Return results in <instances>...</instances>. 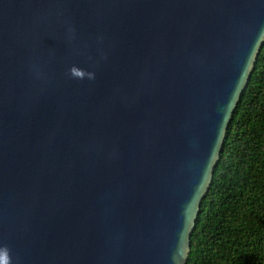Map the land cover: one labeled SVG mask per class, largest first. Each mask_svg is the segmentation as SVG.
I'll use <instances>...</instances> for the list:
<instances>
[{"label": "water", "instance_id": "1", "mask_svg": "<svg viewBox=\"0 0 264 264\" xmlns=\"http://www.w3.org/2000/svg\"><path fill=\"white\" fill-rule=\"evenodd\" d=\"M263 46L264 0H0L11 264H187Z\"/></svg>", "mask_w": 264, "mask_h": 264}, {"label": "trees", "instance_id": "2", "mask_svg": "<svg viewBox=\"0 0 264 264\" xmlns=\"http://www.w3.org/2000/svg\"><path fill=\"white\" fill-rule=\"evenodd\" d=\"M187 264H264V46L229 124Z\"/></svg>", "mask_w": 264, "mask_h": 264}, {"label": "clouds", "instance_id": "3", "mask_svg": "<svg viewBox=\"0 0 264 264\" xmlns=\"http://www.w3.org/2000/svg\"><path fill=\"white\" fill-rule=\"evenodd\" d=\"M69 73L72 77L83 79L85 76H87L89 79H94V73L91 72H85L84 70L72 66L69 69ZM0 258H3L0 260V264H11V257L9 254V248L4 245L0 246Z\"/></svg>", "mask_w": 264, "mask_h": 264}]
</instances>
